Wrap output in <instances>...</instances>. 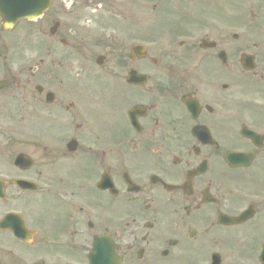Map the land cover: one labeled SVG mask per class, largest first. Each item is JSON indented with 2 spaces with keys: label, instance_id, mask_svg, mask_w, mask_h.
Returning a JSON list of instances; mask_svg holds the SVG:
<instances>
[{
  "label": "flooded vegetation",
  "instance_id": "af4514ba",
  "mask_svg": "<svg viewBox=\"0 0 264 264\" xmlns=\"http://www.w3.org/2000/svg\"><path fill=\"white\" fill-rule=\"evenodd\" d=\"M0 264H264V0L0 18Z\"/></svg>",
  "mask_w": 264,
  "mask_h": 264
},
{
  "label": "water",
  "instance_id": "95a60500",
  "mask_svg": "<svg viewBox=\"0 0 264 264\" xmlns=\"http://www.w3.org/2000/svg\"><path fill=\"white\" fill-rule=\"evenodd\" d=\"M50 0H0L3 28H12L22 19L32 20L48 8Z\"/></svg>",
  "mask_w": 264,
  "mask_h": 264
},
{
  "label": "rangeland",
  "instance_id": "374dc122",
  "mask_svg": "<svg viewBox=\"0 0 264 264\" xmlns=\"http://www.w3.org/2000/svg\"><path fill=\"white\" fill-rule=\"evenodd\" d=\"M27 27H28L29 29H33V28H34L33 25H29V24L27 25ZM28 28H27V29H28Z\"/></svg>",
  "mask_w": 264,
  "mask_h": 264
}]
</instances>
